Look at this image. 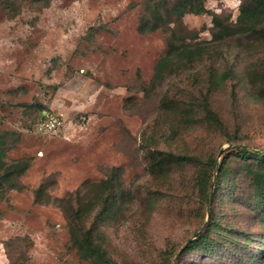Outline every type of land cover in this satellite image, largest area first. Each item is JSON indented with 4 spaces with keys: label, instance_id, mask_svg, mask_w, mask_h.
Wrapping results in <instances>:
<instances>
[{
    "label": "rangeland",
    "instance_id": "rangeland-1",
    "mask_svg": "<svg viewBox=\"0 0 264 264\" xmlns=\"http://www.w3.org/2000/svg\"><path fill=\"white\" fill-rule=\"evenodd\" d=\"M241 2L207 0L208 13L186 14L177 30L193 47L207 45L212 15L234 24ZM157 5L163 15L170 7L167 0H0L3 158L30 162L19 188L0 192V264H91L73 248L60 200L114 169L118 211L100 229L120 264H163L165 251L177 256L205 231L212 210L215 247L191 251L180 264H264V200L247 169L264 161L230 156L216 201L199 218L195 169L173 166L159 177L148 159L157 150L214 157L215 193L229 149L264 152V40L238 35L211 44L203 61L154 83L170 39L166 16L159 29L142 28ZM166 98L174 105L207 98L224 131L201 123L202 114L197 126L183 127L178 115L160 112ZM46 117L61 126L43 133ZM174 194L187 197L184 211L170 208L172 198L164 208L155 204ZM176 256H169L174 264Z\"/></svg>",
    "mask_w": 264,
    "mask_h": 264
},
{
    "label": "trees",
    "instance_id": "trees-1",
    "mask_svg": "<svg viewBox=\"0 0 264 264\" xmlns=\"http://www.w3.org/2000/svg\"><path fill=\"white\" fill-rule=\"evenodd\" d=\"M170 7L161 13V6L151 12L150 22L144 30L155 31L160 28V22L163 16H166L167 22L163 26L170 33L169 50L167 54L159 61L154 77V83L165 80L170 74L176 72L179 68H190L199 61L204 60V56L209 52L211 44H221L226 39L233 38L238 35H256L264 40V0H242L237 21L234 24H229L220 19L217 15L213 16V24L215 31L212 34V39L207 45L192 46L185 38H182L181 30H177L182 24V19L186 14L202 15L208 13L204 2L207 0H167ZM163 12V10H162ZM177 24V28L170 25ZM211 54V52H210ZM264 92V91H263ZM169 102V99L163 101L160 105L161 113H171L178 115L181 120L179 123L183 127L197 126L200 119L198 116L202 114L201 123L205 122L216 129L224 131V122L211 108L207 98L204 102L197 103L196 101H184L181 103ZM189 104V105H188ZM183 106V108H182ZM43 112L45 113L46 110ZM178 114H177V113ZM205 120V121H204ZM149 138L144 139L149 148ZM7 149L5 142L0 140V192L6 188H19V179L29 169L30 162L27 160L17 161L13 164L4 162V155ZM230 156H234L240 161H264V152L254 151L252 148L242 146L229 149L227 155L222 157L220 163V171L218 174V182L213 196V202L216 201V195L221 189L223 179L226 177L224 166ZM151 162V173L155 176H166L171 171L173 166H181L183 168L191 167L195 169L193 188L197 189L199 208L196 211L195 217L202 218L206 211L204 207L210 202V188L213 178V172L217 167V160L210 156L207 158L198 157L189 154H180L173 152H165L162 150L153 151L148 155ZM250 178L253 183L256 198L264 200V165L259 163V166L247 167ZM120 172L119 169H114L106 179L99 183L85 182L75 192L68 194L66 198L60 200L61 206L67 218L73 248L77 250L80 257L89 261L91 264H120L113 256L111 245L107 242L106 235L101 231V227L110 219L117 215L118 211V195L120 190ZM39 198V194H38ZM172 198L170 208L175 211L182 212L185 210L186 199L185 195L174 194L172 197L163 196L158 198L156 205L164 208V205L169 203ZM211 222L203 233L195 236L188 244L178 259V264L191 251L210 252L215 247V242L211 239L210 234L215 226L213 210L211 213ZM263 220L264 217L262 216ZM199 231V230H198ZM196 231L195 234L198 232ZM264 248V247H263ZM165 251L162 257L163 264H174L169 256H176L175 252ZM10 259L12 257L10 256Z\"/></svg>",
    "mask_w": 264,
    "mask_h": 264
},
{
    "label": "built area",
    "instance_id": "built-area-1",
    "mask_svg": "<svg viewBox=\"0 0 264 264\" xmlns=\"http://www.w3.org/2000/svg\"><path fill=\"white\" fill-rule=\"evenodd\" d=\"M61 126V122L57 119H54L53 117L49 118L46 117L43 124L40 126V131H43V133H49L54 132Z\"/></svg>",
    "mask_w": 264,
    "mask_h": 264
},
{
    "label": "water",
    "instance_id": "water-1",
    "mask_svg": "<svg viewBox=\"0 0 264 264\" xmlns=\"http://www.w3.org/2000/svg\"><path fill=\"white\" fill-rule=\"evenodd\" d=\"M213 196H214V183L212 185V189H211V192H210V204L212 203V200H213ZM210 212V210H208V213ZM206 225L203 227L202 231L205 229ZM195 238V237H194ZM189 242H187L183 247L182 249L179 251L178 255L176 256L175 258V264H177L178 262V259L180 257V255L182 254V252L185 250V248L188 246Z\"/></svg>",
    "mask_w": 264,
    "mask_h": 264
}]
</instances>
